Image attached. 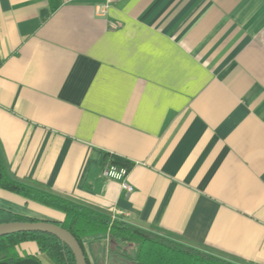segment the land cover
<instances>
[{
    "label": "crops",
    "instance_id": "0c3cea01",
    "mask_svg": "<svg viewBox=\"0 0 264 264\" xmlns=\"http://www.w3.org/2000/svg\"><path fill=\"white\" fill-rule=\"evenodd\" d=\"M0 150L14 180L264 264V0H0ZM2 211L64 220L4 189Z\"/></svg>",
    "mask_w": 264,
    "mask_h": 264
},
{
    "label": "trees",
    "instance_id": "16d2710c",
    "mask_svg": "<svg viewBox=\"0 0 264 264\" xmlns=\"http://www.w3.org/2000/svg\"><path fill=\"white\" fill-rule=\"evenodd\" d=\"M111 164L118 168L129 166L122 158L111 159ZM0 189L62 212L64 220L54 223L76 237L88 264H91L90 256L94 264H235L128 223L112 220L87 206L14 180L6 171L1 150ZM9 222L39 220L2 211L0 224ZM98 236H108L107 260L102 257L101 242L95 240ZM26 242L36 243L42 256L51 264H76L73 252L65 243L52 234L40 232L0 237V264H45L44 259L36 255H20L18 249Z\"/></svg>",
    "mask_w": 264,
    "mask_h": 264
},
{
    "label": "water",
    "instance_id": "95a60500",
    "mask_svg": "<svg viewBox=\"0 0 264 264\" xmlns=\"http://www.w3.org/2000/svg\"><path fill=\"white\" fill-rule=\"evenodd\" d=\"M29 232L49 233L56 236L71 249L76 264H88L85 252L76 237L54 222H9L0 224V237Z\"/></svg>",
    "mask_w": 264,
    "mask_h": 264
},
{
    "label": "built area",
    "instance_id": "2783aa9c",
    "mask_svg": "<svg viewBox=\"0 0 264 264\" xmlns=\"http://www.w3.org/2000/svg\"><path fill=\"white\" fill-rule=\"evenodd\" d=\"M63 1L66 4H69V3L74 2L75 0H63ZM103 173H104V176L107 178H112V179L122 181L125 189L129 190L130 192L133 191V187H131L127 182V176L129 173L127 168H124V167L118 168L112 165L110 162L109 164L106 165Z\"/></svg>",
    "mask_w": 264,
    "mask_h": 264
}]
</instances>
